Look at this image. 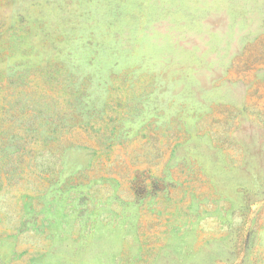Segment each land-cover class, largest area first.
I'll return each mask as SVG.
<instances>
[{
    "label": "rangeland",
    "instance_id": "374dc122",
    "mask_svg": "<svg viewBox=\"0 0 264 264\" xmlns=\"http://www.w3.org/2000/svg\"><path fill=\"white\" fill-rule=\"evenodd\" d=\"M0 264H264V0H0Z\"/></svg>",
    "mask_w": 264,
    "mask_h": 264
}]
</instances>
